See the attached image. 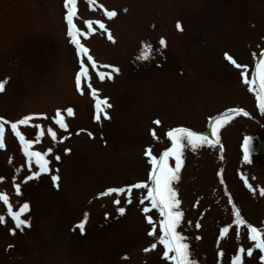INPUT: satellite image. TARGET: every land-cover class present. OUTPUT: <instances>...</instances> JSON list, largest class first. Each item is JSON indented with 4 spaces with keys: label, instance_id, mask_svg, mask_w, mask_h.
<instances>
[{
    "label": "rangeland",
    "instance_id": "obj_1",
    "mask_svg": "<svg viewBox=\"0 0 264 264\" xmlns=\"http://www.w3.org/2000/svg\"><path fill=\"white\" fill-rule=\"evenodd\" d=\"M104 9L117 15L109 19ZM65 13L64 0H0V81H7L0 91V117L14 122L43 113L17 127L35 141L31 150L52 149L46 157L50 171L25 182L39 167L29 163L10 124L5 125L0 191L9 195L13 210L29 204L22 218L30 226L15 228L0 201L5 217L0 223V264H173L163 257L159 243L144 251L156 242L148 235L153 226L146 215L152 216L157 234L162 219L150 201L140 203L145 189L133 188L131 203L125 193L98 194L146 181L151 165L145 152L159 156L170 148L167 132L172 128L187 127L215 141L213 122L230 109L249 115L233 112L217 128L222 151L220 145L183 151L179 179L172 181L184 212L176 230L198 264H231L238 249L248 247L253 254L242 253V264H264V253L248 238L246 224L237 228L233 223L232 211L235 205L247 223L264 227V196L259 194L264 154L257 161L245 160L242 147L246 136L264 130V113L242 82L241 69L225 57L227 53L247 65L251 78L255 63L264 58V0H77V27L87 31L85 21L100 20L113 37L109 40L96 24L90 36L80 37L100 71L112 72L111 79L102 81L91 62L76 55L66 34ZM145 44L151 45V53L138 60ZM81 59L90 77L82 78V91L75 85ZM89 83L97 96L108 98L107 117L101 112L95 118ZM69 107L71 116L64 111ZM58 109L66 130L56 123ZM168 162L175 167L174 158ZM52 175L59 177L56 184ZM14 183L21 186L19 196ZM143 206L149 207L147 214ZM225 227L229 230L221 235Z\"/></svg>",
    "mask_w": 264,
    "mask_h": 264
},
{
    "label": "snow or ice",
    "instance_id": "obj_2",
    "mask_svg": "<svg viewBox=\"0 0 264 264\" xmlns=\"http://www.w3.org/2000/svg\"><path fill=\"white\" fill-rule=\"evenodd\" d=\"M91 3L92 0H89ZM103 8V5H100ZM64 8L66 9V13L64 19L67 24V36L70 38V43L75 46L76 55L78 57H86L88 62H91L92 69L95 70L96 75L102 81L106 77L108 79L112 78V72L100 71L97 66V62L94 58L89 55V49L81 43L80 37L87 38L94 32L96 29L93 28V24L99 26L100 29L108 32V39L113 40V37L109 30L106 28L105 24L100 20L92 21L87 20L84 23L87 25V31H82L77 24L74 22V18H77V0H64ZM126 11V9H125ZM104 14L109 19L115 17L117 12L115 10L104 9ZM177 29L182 30V26L180 22H177ZM161 46H165L164 38H161L159 41ZM151 53V45L145 44L144 50L137 57L138 60L147 59ZM256 55L255 53L253 54ZM260 55L264 57V50L261 51ZM225 57L227 60L231 61L236 68L241 69L240 76L242 78V82L248 87V90L255 94V99L259 110L264 113V58L260 59L255 63V67L252 70L251 78L248 75V66L238 64L230 55L225 53ZM100 67L103 68H112L113 71L118 72V68H114L111 65H102ZM88 66L86 65L84 59L79 61V71L75 74V85L77 90L82 91V78L90 79L88 74ZM6 79L0 81V91L4 90V86L6 84ZM88 88L91 89L92 95L94 96L96 103L95 107L97 110L96 119H100V113L104 112V109L107 107H111L108 103V98H100L97 96V89L92 88L91 84L87 85ZM64 111L67 112L69 116L73 115L72 108H67ZM233 112H242L245 116L249 115L243 109H235L228 110L227 113L219 114L215 121L213 122L212 127V135L216 136L215 141L211 140L207 135L194 131L187 127H177L172 128L167 132V136L172 140V146L163 151L159 156L152 155L151 150L147 149L145 155L149 157V164L151 165L149 175L146 181H141L131 186H126L124 188H108L104 192L99 193V196L110 195L112 193L126 194V203H131V192L133 188H140L146 190V195H142L140 199V203L143 205L145 200L150 201L151 207L158 209L160 216L162 219L159 221V234L156 232V227L153 224V218L151 215H146V219L150 225H152V230L148 233L149 236H153L156 240L155 243L150 244L148 248H145L144 251L147 252L151 249H155L157 247V243L163 245V257L166 260H170L173 264H198V261L193 257V254L189 251V245L184 242L185 237L178 232L177 226L180 224L182 217L184 216V212L180 208L181 201L177 198V191L172 187V181L178 180L179 169L182 165V155L183 151L186 147H190L193 151L202 147L209 146L214 147L216 145H220L221 151L223 150L222 145L220 144V139L217 136V128L223 126L224 122H227L230 115ZM43 113H33L30 115H26L19 120L16 121H8L4 117H0V148H4V133H5V125L10 124L11 131L17 137L23 146V151L25 155L28 157V161L31 164L32 161L35 162L39 167V172H31L30 175H26L24 177L25 182L29 179L36 178L40 175V173L49 172L50 169L48 167L50 161L46 158L48 153L52 151L51 148L47 149L45 152L34 151L31 150V146L35 143L34 140L26 139L25 136L18 130V125H27L33 119L34 116H43ZM105 117H107V113L104 112ZM61 116V110H57L56 113V123L62 129H67V124L64 122ZM211 120V118H210ZM156 124H159L160 121L156 120ZM35 128H40V125H35ZM49 134L52 139H56V133L51 128L48 129ZM42 134V133H41ZM89 136L92 133H88ZM152 135L156 138V133L153 130ZM39 136L37 137V139ZM251 137L246 136L244 138V144L242 147L244 148V159L247 160L248 156L252 150L251 145ZM65 151H69L65 149ZM169 158L175 159V167H171L169 165ZM56 160H59L60 157L56 156ZM5 178L0 176V181H3ZM58 175H52L51 180L54 184L58 181ZM244 184L249 190H253V185L248 182V178L242 176ZM252 179H255L253 177ZM149 181L151 182L149 184ZM223 182V181H222ZM14 188L16 194L21 195V186L18 183H14ZM254 191V190H253ZM259 194L264 196V187H260ZM0 201L7 207L8 216L15 223V228L22 229L24 226H30L29 219L22 218L24 213L29 211V204L27 202L19 205L17 210H13V205L10 203L9 195L6 192L0 191ZM231 203V200H229ZM114 204L119 205L120 200L115 199L113 201ZM117 211L120 214H124L126 209L124 207H118ZM142 211L147 214L149 212L148 206H143ZM233 215L234 221L239 228L240 225L246 224L248 229V238L255 242V248L259 249L261 253H264V227H256L250 223H247L240 215L239 209L233 205ZM107 215V214H106ZM87 214L85 215L86 219ZM5 222V217L0 215V223ZM84 222L81 221L79 224V228L81 231L84 229ZM196 227H200L197 223ZM228 227H225L221 230V235L228 232ZM10 232H14L15 229H9ZM11 247V245L9 246ZM246 251L248 256L253 254V248L248 247L247 249L240 248L237 253L232 257L231 264H242V253ZM172 253V255H169ZM222 255L223 253H218ZM260 260L264 261V255L260 256Z\"/></svg>",
    "mask_w": 264,
    "mask_h": 264
},
{
    "label": "water",
    "instance_id": "obj_3",
    "mask_svg": "<svg viewBox=\"0 0 264 264\" xmlns=\"http://www.w3.org/2000/svg\"><path fill=\"white\" fill-rule=\"evenodd\" d=\"M252 150L250 154L263 155L264 154V141L258 135L251 136Z\"/></svg>",
    "mask_w": 264,
    "mask_h": 264
},
{
    "label": "flooded vegetation",
    "instance_id": "obj_4",
    "mask_svg": "<svg viewBox=\"0 0 264 264\" xmlns=\"http://www.w3.org/2000/svg\"><path fill=\"white\" fill-rule=\"evenodd\" d=\"M259 133H260L259 131H255V132H253L252 134L248 135V137H251V136H253V135L256 134V135H258V136L260 137L261 140L264 141V130H262L260 134H259ZM262 157H263V156H257V155L249 154L248 159H249L250 161H257V160H259L260 158L262 159Z\"/></svg>",
    "mask_w": 264,
    "mask_h": 264
}]
</instances>
